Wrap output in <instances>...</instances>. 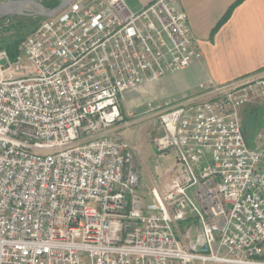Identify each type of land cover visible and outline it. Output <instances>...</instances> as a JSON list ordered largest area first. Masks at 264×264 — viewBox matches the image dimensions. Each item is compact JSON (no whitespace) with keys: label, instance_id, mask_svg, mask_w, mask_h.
Returning <instances> with one entry per match:
<instances>
[{"label":"built area","instance_id":"1","mask_svg":"<svg viewBox=\"0 0 264 264\" xmlns=\"http://www.w3.org/2000/svg\"><path fill=\"white\" fill-rule=\"evenodd\" d=\"M20 54L14 76L0 50V264H264V128L251 145L242 118L264 68L145 104L154 156L175 148L150 202L113 126L127 91L201 58L179 0H71Z\"/></svg>","mask_w":264,"mask_h":264},{"label":"crops","instance_id":"2","mask_svg":"<svg viewBox=\"0 0 264 264\" xmlns=\"http://www.w3.org/2000/svg\"><path fill=\"white\" fill-rule=\"evenodd\" d=\"M150 1L126 0V3L131 9L139 10ZM233 1L179 0V7L187 14L191 33L198 40L201 58L183 70L160 78L159 85H174L165 97L195 94L201 84L225 83L264 68V0H243L211 34ZM118 128L119 124L113 126L114 131L128 141ZM253 140L254 137L250 142Z\"/></svg>","mask_w":264,"mask_h":264},{"label":"rangeland","instance_id":"3","mask_svg":"<svg viewBox=\"0 0 264 264\" xmlns=\"http://www.w3.org/2000/svg\"><path fill=\"white\" fill-rule=\"evenodd\" d=\"M8 1L12 0H0V3ZM43 2L45 4H51L53 1L43 0ZM42 18H44V16L38 14H13L0 17V50H4L3 46L14 39H17L19 37L24 38L34 29L33 27ZM19 56H21V54ZM11 61L14 76H23L30 73V64L25 60L24 56L19 57V59L17 60L14 59ZM158 81H160V79L142 84L137 89L127 91L120 101L121 119L116 123V125L119 124L118 130L120 131V133H125L126 137L128 138V142L131 145L134 154V163L141 167L142 185L137 190V192L147 196L148 201L150 202L152 201V197L151 195H149L150 189L152 186H162L163 180L166 176V174L164 173V168L170 165V162L174 161L175 148H168L164 152V156L162 158H157L154 156L152 138L158 132V119L153 116L144 114L145 104L148 101H151L153 103H163L165 101H171L180 97L175 94L165 97L166 93L171 90L174 85L172 83L159 85ZM252 109L253 108H247L242 113L243 121L244 119L246 120V118H248V115L252 113V111H250ZM249 127L250 136L252 134L253 137H255L256 133L260 131V127L264 128V106L258 107L256 111V117L254 118V123L253 125H249ZM253 137H250V139H252ZM252 143L250 142L251 145ZM166 157H169L170 160H165ZM177 227V229L179 230V235L181 236L182 233H185L188 228L187 224L184 222H179L177 224ZM262 256H264V254ZM261 257H259L257 260L264 262V258ZM192 264L226 263H200L198 261H195Z\"/></svg>","mask_w":264,"mask_h":264},{"label":"water","instance_id":"4","mask_svg":"<svg viewBox=\"0 0 264 264\" xmlns=\"http://www.w3.org/2000/svg\"><path fill=\"white\" fill-rule=\"evenodd\" d=\"M70 1L60 0L55 7L48 8L37 0H12L0 3V17L13 14H38L44 17H51L64 9ZM1 64H5V60H2Z\"/></svg>","mask_w":264,"mask_h":264},{"label":"trees","instance_id":"5","mask_svg":"<svg viewBox=\"0 0 264 264\" xmlns=\"http://www.w3.org/2000/svg\"><path fill=\"white\" fill-rule=\"evenodd\" d=\"M40 1L44 6L48 7V8H53L55 7L59 2L60 0H52L53 2L51 4H45L43 2V0H38ZM243 0H234L228 7L227 9L225 10V12L223 13V15L221 16V18L219 19V21L217 22V24L215 25V27L212 29L211 31V34H213V32L223 23L227 20V18L229 17L232 9L237 5L239 4L240 2H242ZM36 24V23H35ZM37 25V24H36ZM35 25V26H36ZM34 26V27H35ZM33 27V28H34ZM23 40V37H19L17 39H14L12 40L11 42L5 44L3 46L4 50L7 52L10 60H13L17 53H18V46L19 44L21 43V41ZM252 111L251 114L248 115V118H246V120L244 119V123L243 125L246 127V134H247V139L249 141L250 137H252V134L250 136V127L249 125H253L254 123V118L256 117V113L253 114V112L256 111V109H252L250 110ZM251 117V118H249ZM252 127V126H251ZM253 130V129H252ZM251 140V139H250ZM261 258H264V256H262Z\"/></svg>","mask_w":264,"mask_h":264}]
</instances>
